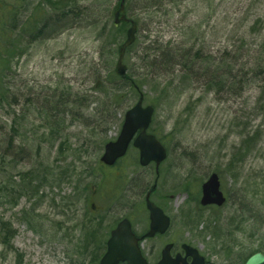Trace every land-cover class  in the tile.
Returning a JSON list of instances; mask_svg holds the SVG:
<instances>
[{"label":"rangeland","instance_id":"374dc122","mask_svg":"<svg viewBox=\"0 0 264 264\" xmlns=\"http://www.w3.org/2000/svg\"><path fill=\"white\" fill-rule=\"evenodd\" d=\"M18 1L20 22L43 14L46 38L20 44L23 54L7 62L6 104L0 105V223H9L14 237L8 251L0 245V264H96L118 221L129 218L138 236L148 229L144 198L154 183L151 200L171 226L141 243L149 264L167 243L174 244L173 253L182 243L193 246L207 264H238L252 251L264 253V110H256L262 84L239 97L205 93L203 85L193 84L167 99L162 85L145 86L144 105L157 104L148 132L167 150L158 175L154 164L138 165L133 148L113 169L99 170L104 144L116 140L124 112L136 101L127 90L118 108L104 106L107 75L126 37L111 30L119 0ZM125 11L137 26L135 45L124 57L127 68L145 47L154 51L166 43L195 45L218 56L257 20L256 39H264V0H125ZM133 67L129 72L136 77ZM178 81L172 79V86ZM75 93L86 96L81 108L73 103ZM246 134L258 137L249 150L242 146ZM242 149L248 153L242 152L239 170L226 175V162ZM215 169L223 171L226 203L202 209L200 186ZM121 171L130 182L113 202L114 187L102 179ZM42 176L47 181L41 183ZM253 181L259 184L254 192L253 186L246 189ZM94 229L96 235L87 237L85 231Z\"/></svg>","mask_w":264,"mask_h":264},{"label":"trees","instance_id":"16d2710c","mask_svg":"<svg viewBox=\"0 0 264 264\" xmlns=\"http://www.w3.org/2000/svg\"><path fill=\"white\" fill-rule=\"evenodd\" d=\"M19 8L20 3L18 0H14L11 4L7 3L5 0H0V105L2 106L6 104L5 94L7 83L5 82L8 78V60H12L14 57L23 54L24 51L20 49V44L24 42L30 44L34 41L46 38L43 37L44 32L42 23L45 21L43 14L40 15V13L35 12L27 18L26 21L20 22L19 15L17 14ZM258 21L259 20H257L255 24ZM53 22L56 23L55 21ZM134 23L136 24L135 21ZM255 24L251 26L249 31L241 33L236 43L226 44V49L215 57L202 47H195V45L185 47L183 44L172 46L171 43H166L165 46L159 45L154 51L145 47V51L138 58L137 64H133L135 68L129 65L125 76L118 77L114 72H108L106 88L109 91L105 95L106 100L104 102L106 110H109L111 107L118 108L119 103L127 98L124 94L125 91L129 90L137 99L138 93L136 89L142 91L145 86L154 84L163 86L162 96L166 99L172 94L179 96L190 89L193 84L203 85L205 93L213 92L218 94L226 89V97H239L252 84H262L256 102L257 106H259L256 110H264V39L260 42L257 41L256 32L253 30ZM126 26L125 23L116 27L112 25L111 30L115 32L113 36H116L117 32L119 36L124 37ZM134 45L135 43L126 50V54L131 51ZM132 67L136 71V77H133V74L129 72V70H132ZM167 74L171 76L170 79L162 83V77ZM174 78H177L179 81L177 85L172 86L171 80ZM75 94L76 99L73 103L81 108L86 96ZM145 95L146 94H144V96ZM119 100H121V102H119ZM152 106L156 109L157 104L153 103ZM126 107L128 106H123L122 109ZM252 111L255 110L253 109ZM56 121L57 120H55V125L49 126L51 137H55ZM109 121V119H105L106 123H109ZM244 137V139L242 138L243 148L249 150L250 146L254 147L257 143L258 137L256 136H249L246 134ZM247 151L243 149L241 151L239 150V152L237 151V155H234L232 160L226 162V175L233 170L237 173L236 170L238 167L235 166H238L237 163L243 161L244 155H242V152ZM249 153H251V150ZM3 155V153L0 154V161H3ZM102 169L104 168H99V170ZM214 172L220 175L223 171L215 169ZM38 179L41 183L45 180L47 181L45 176L38 177ZM57 180H62V177H57ZM106 182H110L112 187H114L113 191H115V193L109 197V200L115 202L118 201L119 194L122 193V186L124 184H129L130 179L125 171H121V173L115 176H113V174H104L102 183ZM255 184L257 185L256 188H258L259 184L253 181L252 183H248L246 189L249 190V188L253 186L254 188L249 191L254 192ZM263 184L264 183L261 182V185ZM30 190V192H36L35 190H37V187H31ZM148 191H152V194H154L156 190H154L151 185L147 192ZM109 194H111V192H108V195ZM254 219L255 220L251 223L256 225L257 219ZM101 223L102 222H98V225ZM88 230L85 231L87 237L96 235L95 229L90 233ZM13 237L14 231L11 225L9 223H0V245H8L9 248ZM106 239L102 242L99 256L95 262L96 264L105 251ZM254 252L255 251H252L251 254ZM229 254L230 251H227L226 255L229 256ZM240 262L238 264H242L244 258H241Z\"/></svg>","mask_w":264,"mask_h":264},{"label":"water","instance_id":"95a60500","mask_svg":"<svg viewBox=\"0 0 264 264\" xmlns=\"http://www.w3.org/2000/svg\"><path fill=\"white\" fill-rule=\"evenodd\" d=\"M125 20L124 0H120L119 8L114 14V24L117 25ZM136 31V25L132 24L127 30L124 43L119 48L115 67V73L118 76H124L126 73V66L123 63L124 55L126 49L135 42ZM153 112L151 106H143V95L139 94L136 103L124 114L116 141L108 142L104 146L100 162L106 166H113L117 160L125 156L129 146L132 145L138 150V163L141 167L154 163L157 169L166 159L167 153L160 141L147 133ZM224 202L225 197L220 190L218 175L212 173L201 185L199 204L202 207L210 205L221 207ZM145 207L149 214L147 232L141 237H137L132 230L130 221L122 219L110 232L106 250L98 264H148L142 256L139 242L153 238L157 234H165L170 226V219L150 200V193L145 197ZM172 247V244H167L163 248L161 258L156 264H206L205 259L193 247L183 244L181 246L184 251L183 257L180 254L172 257L170 253ZM187 258H191L190 263L187 262ZM244 264H264V255L259 252L255 253Z\"/></svg>","mask_w":264,"mask_h":264},{"label":"bare ground","instance_id":"6f19581e","mask_svg":"<svg viewBox=\"0 0 264 264\" xmlns=\"http://www.w3.org/2000/svg\"><path fill=\"white\" fill-rule=\"evenodd\" d=\"M56 21H57V20H55V22H56ZM49 29L51 30L52 28L49 27ZM50 30H48V32H49ZM223 92L226 93V89H225ZM223 92H222V93H223ZM232 158H234V156H232ZM1 247H2V249H3V252H6V251H8L9 249H11V246H9V248H8V245H6V246H2V245H1Z\"/></svg>","mask_w":264,"mask_h":264}]
</instances>
